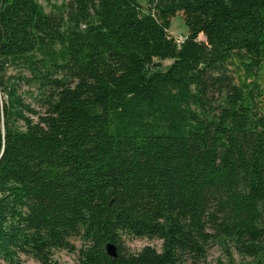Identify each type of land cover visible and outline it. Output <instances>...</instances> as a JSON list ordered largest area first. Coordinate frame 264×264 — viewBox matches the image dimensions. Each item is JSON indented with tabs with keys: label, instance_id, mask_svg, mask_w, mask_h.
Wrapping results in <instances>:
<instances>
[{
	"label": "trees",
	"instance_id": "1",
	"mask_svg": "<svg viewBox=\"0 0 264 264\" xmlns=\"http://www.w3.org/2000/svg\"><path fill=\"white\" fill-rule=\"evenodd\" d=\"M42 1L0 0V260L264 264V0Z\"/></svg>",
	"mask_w": 264,
	"mask_h": 264
},
{
	"label": "rangeland",
	"instance_id": "2",
	"mask_svg": "<svg viewBox=\"0 0 264 264\" xmlns=\"http://www.w3.org/2000/svg\"><path fill=\"white\" fill-rule=\"evenodd\" d=\"M143 7L147 5L148 0H138ZM40 4L44 7L45 11L50 12L51 7L50 5L46 4L44 1L39 0ZM60 0H51V3L59 4ZM169 33L174 36L178 40H182L185 35L187 34V27L184 24L181 12H178L174 17L171 19ZM199 39H203L202 36H199ZM171 61L164 60L162 62L163 67H166ZM19 75L17 68H9L6 72V75ZM21 75V74H20ZM22 75L29 77L30 74L26 71H22ZM18 91L22 93L23 99L26 103L30 104L38 112H43L45 107L43 105L42 99L43 95H41L40 91L34 86L24 82V80H18ZM35 120L37 119L36 116L33 117ZM71 242L75 245L76 250L80 247L81 241L77 238H72ZM122 245L125 251L129 252H137L143 246L149 245L157 250H160L161 247V240L157 238H138L130 235H123L122 236ZM232 254L236 264H242V259L237 255V253L232 250ZM53 259L59 264H75L77 261V252L76 251H69L67 249H54L52 251ZM219 262L225 263L226 262V255L219 244L211 245L206 254L205 260L198 264H218ZM0 264H7L0 260ZM18 264H38V262L29 255L20 254V260ZM183 264H191L189 261Z\"/></svg>",
	"mask_w": 264,
	"mask_h": 264
},
{
	"label": "water",
	"instance_id": "3",
	"mask_svg": "<svg viewBox=\"0 0 264 264\" xmlns=\"http://www.w3.org/2000/svg\"><path fill=\"white\" fill-rule=\"evenodd\" d=\"M103 249L109 257L115 258L117 256V249L113 243L111 242L105 243Z\"/></svg>",
	"mask_w": 264,
	"mask_h": 264
},
{
	"label": "built area",
	"instance_id": "4",
	"mask_svg": "<svg viewBox=\"0 0 264 264\" xmlns=\"http://www.w3.org/2000/svg\"><path fill=\"white\" fill-rule=\"evenodd\" d=\"M180 41H181V40H178V39H177V42H178V43H179Z\"/></svg>",
	"mask_w": 264,
	"mask_h": 264
}]
</instances>
